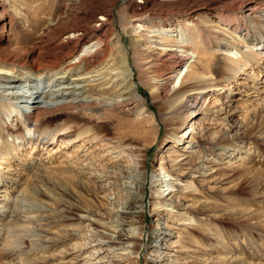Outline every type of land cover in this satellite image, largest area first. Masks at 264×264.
<instances>
[{"label":"rangeland","instance_id":"obj_1","mask_svg":"<svg viewBox=\"0 0 264 264\" xmlns=\"http://www.w3.org/2000/svg\"><path fill=\"white\" fill-rule=\"evenodd\" d=\"M62 1L42 4L45 13H52ZM100 1L111 8V32L118 33L121 44L128 48L130 63L127 70L118 68L121 78L116 84L105 87L116 95L133 85L129 91L138 94L142 104L138 117L151 114L150 121L143 120L141 128L135 129L132 120L113 117L109 126H104L96 117L77 122L67 110L56 111L48 113L43 124L53 137L44 138L39 131L27 136L21 125L25 115L11 112L9 106L1 110L0 264H90L96 261L89 258L92 254L104 259L96 264H148V257L154 259L152 264H264V25L250 18L252 26L239 33L261 42V48L253 51L216 27L225 38L220 47L210 50V63L216 69L206 74L200 88L189 92L188 108L171 118V109L154 94V84L167 81V89L173 91L187 67L179 76L175 72L165 79L171 75L166 73L153 79L136 64L127 33L129 24L122 20L133 0ZM190 1L188 5L193 2L204 8L222 5ZM80 4V8L86 5ZM153 9L158 13V4ZM44 17L46 14L42 15L45 22ZM11 29L19 41L26 34L20 33L17 23ZM228 47H233L232 52ZM48 81L46 78L40 91ZM0 99L8 101V96L0 95ZM233 121L237 127H232ZM28 137L33 141L27 142ZM197 150L199 158L190 159L182 168L173 167L176 182L186 181L173 189L192 187L182 195L165 192L164 209L153 210L162 189L157 180L159 162L167 166L169 153ZM89 160L95 172L82 171ZM203 163L213 168L203 169ZM142 182L144 196L136 209L138 216L129 217L123 210L131 208L141 195ZM70 212L86 217V221L66 219ZM188 216L190 221L182 220ZM184 222L191 223L186 231ZM121 228L141 237L136 252L118 249L117 253L123 254L117 255L104 249V236ZM162 230L169 232L168 236L149 245L147 239H158Z\"/></svg>","mask_w":264,"mask_h":264},{"label":"bare ground","instance_id":"obj_2","mask_svg":"<svg viewBox=\"0 0 264 264\" xmlns=\"http://www.w3.org/2000/svg\"><path fill=\"white\" fill-rule=\"evenodd\" d=\"M0 1V78L5 79L0 82V95L8 96V101L0 99V111L6 110L9 106L11 112L25 115L26 121H23L21 125L27 136H33L35 131H39L40 135L44 134L42 136L44 138L53 137L52 131L43 124L46 115L56 111L64 113L67 110V114H71L77 122L96 117L104 126H109L113 117L120 120H132L135 129L141 128L143 120L150 121L149 113L145 115L146 117H138L142 104L138 94L132 95V90L129 91L133 89V85L129 90L122 89L116 95L109 94L105 87L106 84L113 85L119 81L121 78L119 67H124L126 70L130 67L128 48L123 47L118 33L111 32L113 17L108 4L100 0H63L54 9L52 8V13L47 14L42 4L50 0ZM82 2L86 5L80 8ZM189 2L191 1L133 0L128 8L127 16H122V20H127L129 24L127 33L130 36V45L134 50L132 53L136 57V64L152 75L153 79L166 73L171 75L165 79L173 76L175 72H177L176 76H179L182 68L187 67L179 81V86L173 91L169 92L167 89V81L154 84V94L158 98H163L166 108L171 109V118H177L183 110L188 108L185 102L192 96V92H189L200 88L206 74L216 69L215 65L210 63L212 56L210 50L220 47V41L225 40L223 33L216 30V27L230 34L233 39L238 38L239 42L252 51L261 48L258 47L260 41L254 42L239 33L247 25L252 26L248 24L250 18H256L259 24L264 25V0H207L208 3H222L220 7L215 5L210 8L195 5L193 2L188 5ZM155 3L159 6L158 13H155L153 9ZM199 11H204V14L198 16ZM43 14H46L45 22L42 21ZM170 14L174 16L169 19L155 20L157 17ZM186 15L190 18H181ZM15 23L19 24L20 33H26L21 36L22 38L20 37V41L14 37V31L12 32L11 29ZM32 30H35L33 35L30 32ZM115 47L116 50H114ZM207 48L209 50L206 52ZM232 48L228 47L226 50L232 52ZM188 51H191L189 56ZM191 57L195 59L189 61ZM244 57L246 58L245 52H243V59ZM127 75L130 76V73ZM46 78H49V81L45 84L44 90L40 91L42 88L40 86ZM155 81L158 82V80ZM179 119L183 120L182 117ZM231 125L237 127L234 121ZM194 128L195 126L188 130L187 136L193 132ZM82 132L84 133L85 130ZM16 137L18 139L21 136ZM233 137L238 139L239 135L235 134ZM120 138L127 139L125 135H121ZM32 141L33 139L28 137L27 142ZM186 152L179 154L171 152L166 155L167 166L159 162L157 180L161 183L162 189L159 191L158 199H155L153 210L164 209L162 198L165 192V195L170 193L182 195L183 190L192 187L187 185L179 191L173 189L177 183L181 186L186 182L185 180L182 181L183 184L176 182L177 175L173 167L178 165L182 168L190 159L200 157V151L188 154ZM90 160L87 161L86 166L81 167L82 171H96ZM206 162L210 163V159L207 158ZM204 163L201 165L203 169L213 168L212 165L209 167ZM141 172L144 179L145 172L142 170ZM118 175L125 176L122 172ZM140 191L142 193L137 196L138 199L132 201V207L123 210L129 217L138 216L139 211L136 209L144 196L143 182ZM75 215L70 212L66 215V219H79L83 222L85 218L86 221V217ZM87 219L90 220L89 217ZM191 219V216H188L182 220L190 221ZM130 220L132 218L127 220L128 224ZM190 225V222H184L186 227L183 229L186 231ZM160 234L162 236H158V239L149 237L147 243L152 246L154 241L162 240L168 236L169 232L162 230ZM104 237L107 245L104 249L108 253L117 255L123 254L117 253L118 249L136 252V246L142 242L139 235H135L126 228H121L116 234H108ZM93 255L89 258L96 261L90 264L104 260L102 257L97 258ZM153 260L152 257H148L147 263L152 264ZM182 263L192 264L180 261L174 264Z\"/></svg>","mask_w":264,"mask_h":264}]
</instances>
